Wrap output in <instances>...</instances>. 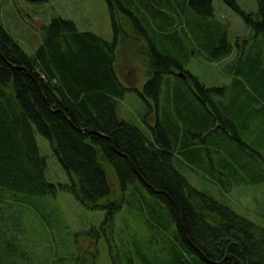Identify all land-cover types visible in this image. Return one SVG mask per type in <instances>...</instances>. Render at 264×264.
I'll list each match as a JSON object with an SVG mask.
<instances>
[{
  "label": "trees",
  "instance_id": "trees-1",
  "mask_svg": "<svg viewBox=\"0 0 264 264\" xmlns=\"http://www.w3.org/2000/svg\"><path fill=\"white\" fill-rule=\"evenodd\" d=\"M106 1L115 31L113 40L92 31H79L71 20L55 18L45 28L43 43L35 53L28 54L0 23V214L2 204L10 203V197L16 208L24 206L36 214L40 207L32 198L50 199L67 192L86 209L105 212L98 228L92 227L89 233L111 264H214L225 258L221 264H264V227L198 190L182 170L184 164L206 163L207 151V173L226 187L227 174L215 169L216 154L221 155V150L234 143L242 152L255 150L262 156L264 0H256V11H246L238 0H223L250 28L249 35L238 41L235 59L228 66L230 71L233 68L230 85L207 87L179 62L160 54L156 40L147 34V46L151 45L161 57L158 69L148 74H155L167 88L162 119L159 114L157 124L151 127V137L120 119L117 112L116 101L126 91L118 71L117 48L124 29L119 9L125 10L135 25L140 20L132 10L145 20V11L150 13L155 19V24L149 26L151 36L166 38L176 33L164 27L171 16L154 11L152 4L163 8L171 1L141 0L139 5L138 0ZM176 1L182 4V11L189 7L194 15L204 18L197 19L200 23L196 26L203 36L196 35L210 56L213 53L214 57L227 58L233 54L234 45L222 35L224 24L213 20L214 0ZM175 13L177 26H182L180 10ZM141 26L139 31L144 33ZM176 41L182 50L180 35H176ZM159 47L168 54L163 45ZM137 55L134 51L132 58L128 56L123 62L133 63ZM179 71L184 72L187 81L178 75ZM172 97L175 113L170 107ZM156 103L158 111V99ZM183 104L192 109H182ZM91 129L104 136L92 134ZM38 135L49 141L68 175V183L49 179L48 160ZM230 154L237 161L234 151ZM222 157L220 165H233L231 175H237L235 163ZM129 158L150 187L135 172ZM255 159L258 166L264 161L263 156ZM108 167L117 175L119 193L111 186ZM260 181L264 179H256ZM162 192L180 206L189 237L202 254L187 239L177 209ZM4 228H0V264H43L36 262L34 251L23 245L22 238L7 237ZM54 228L62 229L59 225ZM65 249L68 256L55 264H97L94 255L79 256L69 244Z\"/></svg>",
  "mask_w": 264,
  "mask_h": 264
},
{
  "label": "rangeland",
  "instance_id": "rangeland-1",
  "mask_svg": "<svg viewBox=\"0 0 264 264\" xmlns=\"http://www.w3.org/2000/svg\"><path fill=\"white\" fill-rule=\"evenodd\" d=\"M170 1L168 4L169 1L164 0L163 2L168 5H163V8H160L159 4H152L154 11H164L171 16L170 23L163 21L165 25L169 24L164 27L170 29V33H176L170 35L171 37L166 34V38L157 36L154 39L151 36L153 33L149 26L155 24V19L150 13L145 11L144 15L147 18L145 20L135 12L137 10H132L140 20V23L135 25L131 16L125 10L119 9V15L124 20V29L120 34V37L122 36L120 40L123 41L117 48L118 71L122 75L121 82L123 81L125 84L126 91L116 101L117 112L120 119L139 127L143 133L150 137L152 136L151 127L157 124L159 114L162 119L164 105L167 103L165 100L167 88H165L164 82L155 77V74H148V72L154 73L158 69L161 57L154 53L151 45L150 48L147 46L149 41L146 37L147 34L156 40L154 44L157 46L158 52H162L160 54L179 62L186 71L196 76L207 87H217L231 84L233 68L230 71L228 66L235 59L238 41L243 40L250 33V28L238 12L223 0H214L213 20L224 24L225 31L222 35L226 36L227 42L234 45V52L227 58L214 57L213 53L210 56V52L200 42L201 38L199 39L196 35L203 36L204 32L202 30L197 32L196 26L200 23L197 19L203 21L204 18L194 15L189 7L184 8V12L180 8L183 7L182 4L176 0ZM238 2L246 11L257 10L256 0H238ZM140 3L141 0H138V5ZM124 7L128 9L127 6ZM178 9L183 19L182 26H177L176 22L175 12L178 13ZM55 18L73 21L79 31H92L108 40H113L115 37L112 15L106 0H0V23L28 54L35 53L43 43L45 28ZM140 25L143 26L141 27L146 34L139 31ZM176 35H180L182 41V50L185 51L183 58L180 57L182 50L178 47ZM162 45L168 54L161 50L159 46L162 47ZM134 51L138 53L136 59H133L134 62H123L128 56L132 58ZM148 53L150 54L149 58L145 55ZM172 81L174 82V79ZM190 95L193 97L191 92ZM194 103L198 107L199 102L195 100ZM185 105L183 104L181 108L192 109L190 105L187 107ZM170 107L175 113L176 102L173 97ZM175 117L177 119V115ZM227 130L230 131L231 127L229 126ZM252 130L255 132V125ZM37 138L41 151L48 160L49 179L55 183H68V175L54 156L49 141L42 135H38ZM233 144H228L227 149L221 150V155L216 154L214 157L215 169L227 174L226 187L218 184L207 173L206 169L210 167L207 151H205L206 163L184 164L182 170L190 183L198 190L209 194L240 215L264 227V181L256 182L257 178L264 179V161L258 166L257 158L255 159V156H258V160H261L262 156L264 159V146L259 149L262 154L260 156L255 150H252V153L250 150L242 152ZM230 150L236 154L237 161L234 159V155L230 154ZM222 155L226 156L230 162L235 163V168L238 170L237 175H231L233 165L232 167L220 165ZM108 173L112 188L116 193H119V181L116 173L110 167H108ZM222 177L224 178V175ZM7 201L10 203L2 204L4 210H1L0 222L4 223L0 224V228H4L7 224L8 228H4L6 231L3 229L7 237L11 238L15 235V237L22 238L23 245L34 251L33 256L37 263L55 264L60 259L66 258L68 250L65 249V246L69 244L71 250L75 249L79 256L84 254L89 258L94 255L93 258L97 264H111L107 253L89 233L92 227L98 228L101 224L105 215L104 211L86 209L71 193L67 192H59L56 197L50 199L32 198L31 201L36 202L40 207V212L36 214L24 206L16 208L15 201L11 197ZM7 204L8 206H6ZM10 205L13 208H10ZM1 217H4L3 221ZM47 223L52 227H49ZM61 223L66 226L65 229ZM58 225L62 229L54 228ZM62 261L65 262V259Z\"/></svg>",
  "mask_w": 264,
  "mask_h": 264
},
{
  "label": "water",
  "instance_id": "water-1",
  "mask_svg": "<svg viewBox=\"0 0 264 264\" xmlns=\"http://www.w3.org/2000/svg\"><path fill=\"white\" fill-rule=\"evenodd\" d=\"M30 72V71H29ZM38 81V84H39V86H40V88H41V90L43 91V93L45 92V90H44V87H43V85L41 84V82L39 81V80H37ZM44 96L46 97V95H45V93H44ZM84 130H86V129H84ZM90 132L92 133V134H96V135H101V136H104V134L103 133H101V132H99V131H96V130H94V129H91L90 130ZM120 154H122V153H120ZM130 159V158H129ZM130 161H131V164H132V166H133V168H134V170H135V172L138 174V176L140 177V178H142V180H144V182H145V184L148 186V187H150V184L149 183H147L146 181H145V179H144V177L140 174V172L137 170V168H136V166L134 165V163H133V161L130 159ZM154 190V192H156V193H160V191H157L156 189H153ZM162 193H164V194H166L167 196H168V198L171 200V202L173 203V205L175 206V208L177 209V211H178V213H179V218H180V220H181V222H182V224H183V226H184V229H185V231H186V234H187V239L189 240V242L192 244V246L199 252V253H201L202 254V251L192 242V240L190 239V237H189V231H188V227H187V225H186V222H185V219H184V216H183V213H182V210H181V208H180V206L178 205V203L174 200V198L171 196V195H169L167 192H162ZM209 262H211L209 259H207ZM226 260V258L222 261V262H212V263H214V264H221V263H223L224 261ZM240 262V261H239ZM240 264H243L242 262H240Z\"/></svg>",
  "mask_w": 264,
  "mask_h": 264
}]
</instances>
